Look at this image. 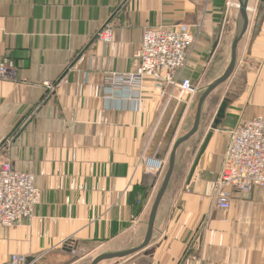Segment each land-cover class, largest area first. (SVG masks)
Masks as SVG:
<instances>
[{
  "label": "crops",
  "instance_id": "crops-1",
  "mask_svg": "<svg viewBox=\"0 0 264 264\" xmlns=\"http://www.w3.org/2000/svg\"><path fill=\"white\" fill-rule=\"evenodd\" d=\"M225 3L0 0V63L8 58L17 68L13 78L0 77V162L32 173L41 191L30 220L0 226V264H12L13 254L27 264H90L142 244L163 178L155 182L141 158L169 100L187 96L177 86L162 96L149 77L139 96L112 94L108 75L139 70L145 28L188 23L196 42L179 81L208 86L230 62L240 20ZM254 3L234 73L206 99L199 131L177 150L150 245L98 264H264V187L235 192L228 210L212 198L231 130L264 119V0ZM194 98L176 140L193 125Z\"/></svg>",
  "mask_w": 264,
  "mask_h": 264
},
{
  "label": "built area",
  "instance_id": "built-area-1",
  "mask_svg": "<svg viewBox=\"0 0 264 264\" xmlns=\"http://www.w3.org/2000/svg\"><path fill=\"white\" fill-rule=\"evenodd\" d=\"M239 8V5L238 7ZM109 25L99 33L101 38L109 36ZM196 42L193 26L188 23L147 27L140 48L135 52L139 70L135 72H112L108 75V91L128 92L133 96L140 92L146 78L155 80L162 96L167 95V86L181 87L187 95L194 96L199 87L190 79L179 81V73L187 64ZM17 68L8 58L0 63V77L13 78ZM52 88L54 84H47ZM171 97V96H170ZM167 159L144 155L141 158L146 172L155 182L164 176ZM151 163L160 165L155 171ZM255 187H264V119L247 120L230 132L220 170L213 184L214 205L228 210L235 192H249ZM41 202V191L32 173L12 167L11 162H0V226L10 227L19 221L30 220ZM12 264H27L26 256L13 254Z\"/></svg>",
  "mask_w": 264,
  "mask_h": 264
},
{
  "label": "water",
  "instance_id": "water-1",
  "mask_svg": "<svg viewBox=\"0 0 264 264\" xmlns=\"http://www.w3.org/2000/svg\"><path fill=\"white\" fill-rule=\"evenodd\" d=\"M249 1L250 0H238L240 21L231 47L230 62L227 68L225 69V71L223 72V74L215 81L210 83L206 87V89L202 92V94L199 96L196 105L194 121L191 129L176 140L177 130L181 124L183 115L188 108V101L191 99V96H189L187 98V101H179L176 98L169 100L168 102L169 104L165 110V113L155 131L153 140L149 147L148 156L150 157L155 156L159 159H168L167 160L168 163L161 185L158 189V192L155 196L154 202L150 210L147 233L144 241L139 246L127 250L100 254L96 258H94L90 264H98L104 260H111L115 258H126L146 249L150 245L153 236L158 208L169 186L172 175L174 173L177 150L183 143L188 141L199 131L201 119H202L203 105L206 99L217 87H219L224 82L228 81L235 71L237 64L238 45L242 40V38L244 37V35L246 34L250 24ZM212 136H213V131L208 132L199 150L196 160L193 164L191 175H193V173L195 172L196 167L199 164L201 157L205 153Z\"/></svg>",
  "mask_w": 264,
  "mask_h": 264
},
{
  "label": "rangeland",
  "instance_id": "rangeland-1",
  "mask_svg": "<svg viewBox=\"0 0 264 264\" xmlns=\"http://www.w3.org/2000/svg\"><path fill=\"white\" fill-rule=\"evenodd\" d=\"M254 1L255 0H251V6H253V7H255V3H254ZM234 4H239L238 2H237V0H226V3H225V9H226V11H231V13L233 14V18H235L234 20H236V18H238L237 17V15H238V8L236 7V5L234 6ZM238 21V20H237ZM189 61V60H188ZM187 65H188V62H187V64L185 65V68L184 69H186V67H187ZM183 69V70H184ZM182 72V71H181ZM180 72V73H181ZM180 73H179V75H178V77L180 76ZM184 79H188V78H184ZM183 79V80H184ZM182 81V80H181ZM207 82L206 83H199V84H196V85H194V86H196V87H199L198 88V91L196 92V94L194 95V101H193V103H192V106H191V109H190V111H189V122H190V125H192V123H193V120H194V114H195V109H196V105H197V101H198V99H199V96L201 95V93L203 92V90L206 88V86H207ZM225 84V83H224ZM171 88H173V86L172 85H168L167 86V95L168 96H171L170 95V92H171ZM185 95L187 96L186 98H188L189 96H191V99L193 98V96L192 95H187L186 93H185ZM190 99V100H191ZM189 100V101H190ZM188 101V102H189ZM168 160V159H167ZM168 163V162H167ZM155 165V164H154ZM154 168V167H153ZM166 171V170H165ZM119 259H122V258H115V259H113V260H111L110 262H116V260H119ZM91 259L89 258L87 261H86V264L90 261Z\"/></svg>",
  "mask_w": 264,
  "mask_h": 264
},
{
  "label": "bare ground",
  "instance_id": "bare-ground-1",
  "mask_svg": "<svg viewBox=\"0 0 264 264\" xmlns=\"http://www.w3.org/2000/svg\"><path fill=\"white\" fill-rule=\"evenodd\" d=\"M234 5H236V7H238L239 4H234ZM249 11H250V12L253 11V9H252L251 6H249ZM252 14H253V13H252ZM239 21H240V20H239ZM144 82H145V81H144ZM191 83H192V82H191ZM143 85H144V83H143ZM192 85H193V83H192ZM180 90L182 91V88H181V87H180ZM185 91H186V90H185ZM185 91H182V93L185 94ZM166 161H167V160H166ZM154 167H155V171H156V170H158V169L160 168V165H159V164H156ZM153 169H154V168H153Z\"/></svg>",
  "mask_w": 264,
  "mask_h": 264
}]
</instances>
